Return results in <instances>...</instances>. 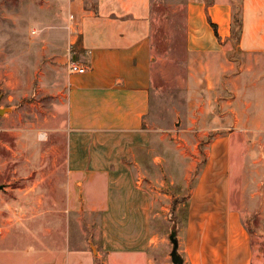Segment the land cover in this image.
I'll list each match as a JSON object with an SVG mask.
<instances>
[{"label": "crops", "instance_id": "0c3cea01", "mask_svg": "<svg viewBox=\"0 0 264 264\" xmlns=\"http://www.w3.org/2000/svg\"><path fill=\"white\" fill-rule=\"evenodd\" d=\"M69 1L76 27L72 58L85 71L67 74L65 154L60 168L34 172L42 179L27 188L8 184L0 190V264H157L162 240L152 220L160 214L159 198L171 193L160 189L165 181L157 155L149 160L136 151L153 138L145 123L152 0ZM231 1L188 0L187 48L201 54L209 86L232 70L229 79L243 81L246 97L247 78L258 72H233L238 59L227 55L235 19ZM239 17L237 48L264 53V0H242ZM63 18L67 33L68 11ZM258 99L241 109L233 105L235 124L262 125L264 90ZM231 139V133L217 134L208 142L207 159L189 189L176 232L183 264H255L251 237L231 200ZM195 164L183 168L185 177ZM94 214L101 229L95 246L92 231H85V218L93 229Z\"/></svg>", "mask_w": 264, "mask_h": 264}, {"label": "rangeland", "instance_id": "374dc122", "mask_svg": "<svg viewBox=\"0 0 264 264\" xmlns=\"http://www.w3.org/2000/svg\"><path fill=\"white\" fill-rule=\"evenodd\" d=\"M187 2L152 0L153 62L145 123L153 138L146 150L136 151L146 153L149 160L157 155L158 176L165 181L160 189L171 193L159 198L160 214L152 220L162 240L155 259L157 264H173L170 234L185 219L189 189L207 159V144L217 134L231 133V200L251 237L255 264H264V122L253 127L235 124L231 110L233 105L241 109L247 103L258 104L264 90V53L241 51L233 34L227 53L238 59L233 72L244 67L258 72L256 78L257 73L247 78L249 95L242 94L243 81L229 79L235 75L232 70L219 85L209 86L199 65L201 54L187 48ZM231 2L234 18L240 14L242 0ZM71 8L69 0H0V105L11 106L0 114L2 189L8 184L27 188L42 179L34 172L61 166L66 80L76 38ZM67 11L66 33L63 15ZM233 23L236 31L235 19ZM255 118L262 120L258 114ZM194 161L195 169L185 177L183 168ZM172 175L175 183H170ZM94 216L92 230L85 218V231H92L95 246L101 229Z\"/></svg>", "mask_w": 264, "mask_h": 264}, {"label": "water", "instance_id": "95a60500", "mask_svg": "<svg viewBox=\"0 0 264 264\" xmlns=\"http://www.w3.org/2000/svg\"><path fill=\"white\" fill-rule=\"evenodd\" d=\"M1 98V95H0ZM11 110V106H1L0 105V114H4L5 112ZM4 187V184H0V189ZM170 239L172 241V249L170 252L171 260L173 264H183V258L178 252V239L176 236V230H172L170 234Z\"/></svg>", "mask_w": 264, "mask_h": 264}, {"label": "built area", "instance_id": "2783aa9c", "mask_svg": "<svg viewBox=\"0 0 264 264\" xmlns=\"http://www.w3.org/2000/svg\"><path fill=\"white\" fill-rule=\"evenodd\" d=\"M68 68L70 72H84L85 67L80 65L76 60L72 59L70 60L68 64Z\"/></svg>", "mask_w": 264, "mask_h": 264}, {"label": "trees", "instance_id": "16d2710c", "mask_svg": "<svg viewBox=\"0 0 264 264\" xmlns=\"http://www.w3.org/2000/svg\"><path fill=\"white\" fill-rule=\"evenodd\" d=\"M234 16H235V21L237 22L238 27H239V25H240V23H241V19H240L239 16H236V14H234ZM212 25H213V27H214V29H215L216 34H217V30H216V26H215V24H212ZM236 31H237V30H236ZM236 31H233V34H236Z\"/></svg>", "mask_w": 264, "mask_h": 264}]
</instances>
